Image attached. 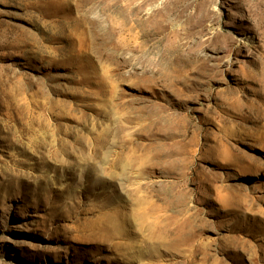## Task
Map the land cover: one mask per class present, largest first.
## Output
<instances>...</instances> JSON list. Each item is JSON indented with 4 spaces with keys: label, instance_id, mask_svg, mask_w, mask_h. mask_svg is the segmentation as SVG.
Here are the masks:
<instances>
[{
    "label": "rangeland",
    "instance_id": "374dc122",
    "mask_svg": "<svg viewBox=\"0 0 264 264\" xmlns=\"http://www.w3.org/2000/svg\"><path fill=\"white\" fill-rule=\"evenodd\" d=\"M0 264H264V0H0Z\"/></svg>",
    "mask_w": 264,
    "mask_h": 264
}]
</instances>
